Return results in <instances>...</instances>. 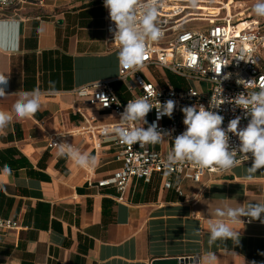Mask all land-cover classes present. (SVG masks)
I'll return each mask as SVG.
<instances>
[{
	"label": "crops",
	"instance_id": "1",
	"mask_svg": "<svg viewBox=\"0 0 264 264\" xmlns=\"http://www.w3.org/2000/svg\"><path fill=\"white\" fill-rule=\"evenodd\" d=\"M108 17L104 0H31L18 11L0 10V72L10 74L6 93L42 94L34 117L14 120L0 133V217L21 226L0 235V264H153L170 258L206 264L210 256L212 264H264V215L251 222L241 217L244 224L232 226L239 244L208 243L207 225L220 218L218 209L264 201V169L247 178L252 161L207 173L200 183L176 180L182 195L164 188L158 174L150 182L133 179L123 200L115 187H97L122 166L118 149L77 131L85 119L101 127L119 118L79 99L75 90L111 79L123 102L131 98L119 80L118 47L107 40ZM150 67L142 74L161 85L144 74ZM15 100L0 99V108L11 110ZM56 133L95 156L97 166L82 169L59 156L49 145ZM157 145L152 147L163 153L171 148L167 140Z\"/></svg>",
	"mask_w": 264,
	"mask_h": 264
},
{
	"label": "built area",
	"instance_id": "2",
	"mask_svg": "<svg viewBox=\"0 0 264 264\" xmlns=\"http://www.w3.org/2000/svg\"><path fill=\"white\" fill-rule=\"evenodd\" d=\"M184 1L157 0V23L164 33L163 37L157 42L147 44L142 68L131 70L119 67V80L126 83L131 94L128 101L146 95L145 85L157 90L159 93L157 100L161 104L169 99L176 102L171 118L163 116L157 119L158 112L153 108L146 117L147 126L144 125L146 129L155 122L159 131L170 132L173 139L186 130V126L183 124L184 114L181 111L183 107L203 104L207 109L213 95L218 99L220 94L226 99H233L240 93L246 95L247 91H258V86L264 83V63L261 55V52L264 51V23L256 18H242L239 16L240 13L236 15L239 18L233 14L231 16L226 10V17L208 18L206 26L196 27L192 22L204 19L199 17L189 19L187 16L190 13H186L188 6L184 4ZM30 2L31 0H7V2L0 0V10L8 8L18 11L19 8ZM142 2H146V0H142ZM114 30L115 24L109 16L106 23L107 40L117 46L113 43ZM225 64L227 66H223ZM148 66L168 70L182 78L186 84L178 89L171 82L161 86L150 81L142 74V69ZM221 67V73L218 76L213 71ZM227 74H231L230 77L223 79ZM241 79L252 81V83L246 85L245 88L244 85L237 83V80ZM202 83H207L209 88H202L200 86ZM192 92L196 95H192ZM75 93L79 99L97 106L102 111L112 112L119 119L128 103V101L123 102L116 94L111 79L81 86L75 90ZM100 94L108 97L110 102L108 106H103V102L99 101ZM113 97L119 101V104L111 102ZM153 103H155L154 99ZM211 110L224 117L222 127L225 129L229 121L236 116L241 117L238 126L240 129L245 128L250 120V117H245V110L228 102L222 104L218 109ZM85 121L87 125L80 128L77 133L85 131L92 133L93 136L98 135L103 142L112 141L118 149L116 159L122 162V166L112 176L98 181L97 187H115L119 192V200H123L133 179L150 182L153 176L158 174L161 176L164 188H175L182 195L181 187L175 185L176 180L200 183L205 174L222 172L220 170L213 171L211 168L200 169L188 161L167 168L165 167L167 153L154 149L152 145L140 148L138 143L133 146L122 144L114 131L119 121L101 127L89 124L87 119ZM63 138L65 136L62 133L53 134L50 137L49 145L58 147V144L64 143ZM165 140L171 142L169 138H165ZM239 144L238 137L229 133L230 149L238 147ZM248 161L252 160L244 162ZM20 228L19 221L0 217V235Z\"/></svg>",
	"mask_w": 264,
	"mask_h": 264
},
{
	"label": "clouds",
	"instance_id": "3",
	"mask_svg": "<svg viewBox=\"0 0 264 264\" xmlns=\"http://www.w3.org/2000/svg\"><path fill=\"white\" fill-rule=\"evenodd\" d=\"M156 5L157 0H146V2L104 0V7L108 9L110 20L115 24L113 43L118 47L117 60L123 69L142 68L147 44L157 42L163 37L164 33L157 23ZM252 11L257 17H264V0H255ZM221 69L222 67L217 68L213 72L219 76ZM230 75H225L223 79H228ZM9 80L10 74L0 72V99L16 96L11 110L0 108V133H4L14 120L20 121L34 117L42 107V94L39 89L8 94L6 88ZM237 83L246 88V85L252 81L241 79L237 80ZM258 87V91H247L246 95L240 93L233 99H226L221 94L218 99L213 95L207 109L203 104L183 107L181 111L184 114L183 124L186 130L173 139L170 132L159 131L155 122L146 129L144 125L148 123L146 117L153 108L158 112L157 119L163 116L171 118L176 102L169 99L161 104L157 100L159 95L157 90L144 85L146 95L128 101L114 131L122 144L133 146L138 143L140 148L148 145L155 146L164 142L165 138H169L171 148L166 156L165 167L167 168L188 161L200 169L211 168L213 171L230 172L240 163L251 159V166L247 167V178L251 179L258 170L264 169V83ZM192 95L196 94L192 92ZM98 99L105 107L110 103L108 97L103 94H100ZM111 102L119 104L115 97ZM225 102L245 110V117H250L245 128L238 127L240 116L230 120L226 129L222 127L224 117L211 109H218ZM229 133L238 137L240 141L238 147L230 149ZM57 146L58 155L70 159L79 168L94 169L98 164L95 156L75 148L72 144L61 143ZM3 171L11 175L7 165L4 166ZM200 201L203 202L202 199ZM216 215L220 218L209 220L207 225L209 245L228 240H231L233 244H239L240 232L234 230L232 226L237 223L244 224L241 217L249 218V222L261 220L264 215V201H247L243 204L236 202L235 206L226 205L223 209H218ZM261 222L264 223V220ZM214 259V256H210L206 264H212ZM252 264H255V261Z\"/></svg>",
	"mask_w": 264,
	"mask_h": 264
},
{
	"label": "rangeland",
	"instance_id": "4",
	"mask_svg": "<svg viewBox=\"0 0 264 264\" xmlns=\"http://www.w3.org/2000/svg\"><path fill=\"white\" fill-rule=\"evenodd\" d=\"M255 3V0H185L184 4L188 6L186 9V13H190L196 16H190V18H202L204 20H195L196 22H192L193 26L203 27L206 26L208 18L212 19L214 17L224 18L227 15V11L232 16H242V18H256L260 20V22L264 23V17H257L253 11L252 6ZM239 16H236L239 18ZM189 25V26H191ZM263 63H264V51L261 52ZM145 75L153 77L157 80L161 86H165L168 84L169 80L174 84H178L180 86L185 85L184 80L172 72L156 67H150L147 70L143 71ZM169 79V80H168ZM177 81V82H176ZM204 89H208L209 85L207 83H202L200 85ZM153 146V145H152ZM158 146V145H157Z\"/></svg>",
	"mask_w": 264,
	"mask_h": 264
},
{
	"label": "water",
	"instance_id": "5",
	"mask_svg": "<svg viewBox=\"0 0 264 264\" xmlns=\"http://www.w3.org/2000/svg\"><path fill=\"white\" fill-rule=\"evenodd\" d=\"M195 263H196V259H193V261H191L188 258L158 259L153 262V264H195Z\"/></svg>",
	"mask_w": 264,
	"mask_h": 264
},
{
	"label": "bare ground",
	"instance_id": "6",
	"mask_svg": "<svg viewBox=\"0 0 264 264\" xmlns=\"http://www.w3.org/2000/svg\"><path fill=\"white\" fill-rule=\"evenodd\" d=\"M190 16H196V15L189 14L187 17H190Z\"/></svg>",
	"mask_w": 264,
	"mask_h": 264
}]
</instances>
